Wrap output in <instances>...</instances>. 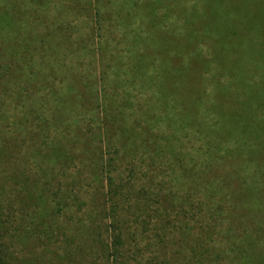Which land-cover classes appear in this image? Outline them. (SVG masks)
<instances>
[{
	"label": "trees",
	"instance_id": "1",
	"mask_svg": "<svg viewBox=\"0 0 264 264\" xmlns=\"http://www.w3.org/2000/svg\"><path fill=\"white\" fill-rule=\"evenodd\" d=\"M49 1L0 7V167L18 165L0 178L16 187L20 203L12 216L13 205L0 199V264H264V102L252 105L251 119L226 117L227 103L200 102L207 75L216 91L226 87L216 80L224 67L256 83L264 27L256 23L251 32V4L263 1L225 0L234 8L220 9L222 0L191 8L186 0H119L116 17L135 8L156 31L133 40L131 65L153 81L158 59L160 90L177 113L166 114L168 128L159 126L155 106L132 116L128 102H106L102 48L95 46L91 80H57L53 66L69 47L86 53L102 41L105 0L84 3L92 36L78 43L33 9ZM178 25L183 32L169 31ZM203 42L215 46L211 59L197 49ZM185 140L197 146L189 150ZM9 220L20 226L12 231Z\"/></svg>",
	"mask_w": 264,
	"mask_h": 264
},
{
	"label": "rangeland",
	"instance_id": "2",
	"mask_svg": "<svg viewBox=\"0 0 264 264\" xmlns=\"http://www.w3.org/2000/svg\"><path fill=\"white\" fill-rule=\"evenodd\" d=\"M5 1L6 0H0L1 9L5 6ZM262 1L263 5L251 4V10L254 12L253 20H251V32L253 31L254 27H258L256 23H260V25L264 27V0ZM85 2H87V0H81L78 5H75L70 0H51L42 8H38L35 4L33 9L37 11L42 10L45 12L47 26L56 27L58 25H62L63 27L67 28V32L71 34V40L75 43H78L80 39H85L87 36H92V20L87 17L86 12L84 11L86 8L84 4ZM28 3L29 2H27L28 7L31 8V4ZM247 3V0H236V2H234L236 6L239 4L246 6ZM103 4L104 5L100 3V10L102 14H105L101 24L103 36L102 41L98 45H91V49L89 47L90 51L86 53L85 50L82 52L76 51V53L74 52L75 47H69V49H67V51L61 56L63 59L60 62H56V65L53 63L54 71L58 75L57 80L62 76L71 79L74 78L73 76H77L79 79L86 78V80H91L93 78V72H95L94 67H92V63L95 60L93 53L95 46L96 48H102L101 50L103 51L104 57L100 62L104 64V67H101L102 69H100V71H106L104 75L105 81L104 84H102V88L105 90L104 97H112L114 98L115 102H128L127 111H129L130 115L132 116L134 115V110H137L138 108L143 107L144 109H147L148 106H155L157 109L155 113L157 114V117H159V126L168 128L166 126V114L171 113L175 116L177 113L171 108L172 103L170 102H175L174 99H171L170 95L165 96L160 90L161 83L160 78L158 77L161 75H158L157 73L160 70L158 67V59H155L154 66L151 67V73L153 74L152 76H156L153 81L148 80L147 78L145 80V78L142 77L140 73L136 74L133 71L134 69L131 65L134 51L136 52V47L133 45V40L136 39V36L143 38L141 40L142 42L145 39L151 40L152 37H155L156 31L153 29L152 25H150V22L147 19L135 12V8L128 14L129 17L123 20V17L127 12L126 10L120 12L118 17H116L115 14L116 10L118 9V5L120 4L119 0H105ZM186 4L189 8L196 6V4L198 5L196 0H186ZM235 5L222 0L220 9L227 7L234 8ZM106 14L110 15H107L108 17L106 18ZM31 21L35 22L36 18H33V20L30 21L25 20L23 24H29ZM204 22L207 23V21ZM169 31L175 34L183 32L180 25H178L177 29L170 27ZM235 43H237V40ZM141 46H144V44L141 43ZM197 49H200L202 55L207 59H211V56L215 52L214 44L209 42H203L197 46ZM234 50V47H232V49H229V52ZM80 59L84 60V65H82L83 63H80ZM216 60L220 63L221 61L225 62L226 55H219ZM257 61L259 63L264 61V54L262 57L257 58ZM232 65L237 67L235 63ZM212 66L215 67L214 64H212ZM252 68L253 72L256 73V83L253 85L250 84L251 86H249L245 84V79H234L233 76L229 75L235 73V68L229 70L228 67H224L222 70H224L226 74L224 75L223 73L222 77L217 76L216 80H221V82L225 84L226 87L219 92L216 91L214 81L210 78L211 74L207 75L209 80L205 82V90H203L204 92L202 93L200 102L227 103L224 107V115H226V117L231 116L232 118L235 117L236 119L240 117L251 119L252 105H255V102H264V70L262 71L256 66ZM250 69L251 67L248 68V70ZM92 81L94 82V80ZM182 85L184 87H190L188 84ZM199 86L200 88L203 87L202 84H199ZM180 91L185 92L186 89H182ZM183 97L187 99V97ZM190 99L191 98H188L187 101H184L182 98L184 102H188ZM192 100L195 102V99L192 98ZM107 101L108 100L106 98V102ZM167 103L169 104L168 108L164 106ZM135 114H137L136 111ZM222 114L217 115V120H219L220 123L224 119ZM202 115L206 122H212V114L204 112ZM160 117L163 120H161ZM186 131H189V129ZM185 143L186 148L189 150L197 146L194 140H185ZM16 166H18L17 163L16 165L13 162L10 164L6 163L4 166L0 167V170L7 169L10 173ZM58 180L62 181L64 180V177L61 176ZM1 183H3L5 187L2 198L0 199L3 200L4 205H6V201L13 205V213L11 214L12 216L20 213V203L17 200L13 202V200L16 198V192L13 193L16 187H12L8 180L5 181L0 178V185H2ZM89 192H91V190L86 189L82 194V198L89 200V197L91 196ZM10 222L11 221L9 220L12 231L16 226H20L17 221L12 220L13 223ZM31 249L32 251L34 250L33 248ZM39 249L40 247L36 248L35 250L38 251ZM16 250H18L17 247ZM45 261H49V259H45Z\"/></svg>",
	"mask_w": 264,
	"mask_h": 264
}]
</instances>
